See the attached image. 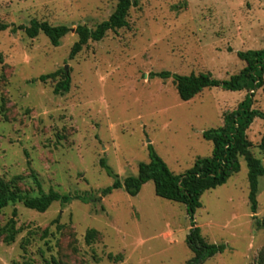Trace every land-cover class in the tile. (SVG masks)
<instances>
[{
	"label": "rangeland",
	"instance_id": "obj_1",
	"mask_svg": "<svg viewBox=\"0 0 264 264\" xmlns=\"http://www.w3.org/2000/svg\"><path fill=\"white\" fill-rule=\"evenodd\" d=\"M116 3L0 0V23L36 19L72 28L58 46L42 33L0 31V177L30 196L38 194L36 182L45 192L79 196L55 201L45 212L21 202L1 209L0 229L14 217L18 233L10 244L0 236V264H188L194 256L186 243L191 219L185 205L157 196L152 181L136 196L123 187L101 191L115 175L121 182L137 175L139 163L149 161L148 145L175 174L212 154L203 132L219 127L223 112L235 109L246 90L206 88L183 101L172 78L151 73L210 72L227 79L239 72L244 62L236 52L264 46V0H136L126 27L89 41L70 58L74 28H94ZM58 69L71 80L62 94L53 92L62 74L37 79ZM253 99L264 112V74ZM247 137L264 166V119L253 121ZM240 164L200 198L194 221L207 242L225 249L198 264H259L264 175L252 213L248 167L243 158ZM90 228L97 235L88 243Z\"/></svg>",
	"mask_w": 264,
	"mask_h": 264
},
{
	"label": "trees",
	"instance_id": "obj_2",
	"mask_svg": "<svg viewBox=\"0 0 264 264\" xmlns=\"http://www.w3.org/2000/svg\"><path fill=\"white\" fill-rule=\"evenodd\" d=\"M136 0H117L113 12L106 20L98 23L94 28L86 25H77L74 32L77 40L73 43L69 57L73 58L82 50L89 41H100L108 31H115L128 25V12ZM9 29L12 33L17 30L23 32L30 38L39 33L44 34L53 46H58L60 40L72 30L66 25H51L47 21L31 19L28 25L0 23V31ZM237 57L244 62L243 68L227 79H216L210 72L198 74L180 75L170 71L152 72L151 77L162 79L172 78L179 97L183 101H189L206 88L220 87L226 91L246 90L244 99L233 110H226L222 115V124L217 128H210L203 132V137L213 145L212 154L208 157H197L193 166L182 174L172 172L164 160L154 151L151 145L149 149V161L138 165V174L130 175L121 182L115 175L111 186L102 189L101 194L107 195L112 189L123 187L131 196H136L143 184L152 181L155 194L161 198L184 204L191 219L190 231L186 243L193 252V258L188 264H198L207 257L218 252H223L224 244H213L205 240L201 234L200 227L194 221L197 208L201 207V196L209 190L223 185L241 168L240 159L246 161L248 167V182L250 209L256 213L258 202L257 193L259 177L264 175V166L261 159L256 157L252 151V143L247 137V130L256 118L264 119V112L253 107L254 92L263 84L264 74V46L259 49H248L237 51ZM62 74V78L54 85L53 92L62 94L70 89V75L64 70H56L40 75L37 79L46 82L49 79ZM264 149V142L261 144ZM100 165L107 173L112 174L111 168L104 160ZM38 194L30 196L20 192L14 181H5L0 177V210L9 204L21 202L25 207L39 212H45L50 205L59 201L68 203L79 198L78 195L59 193L53 189L43 191L40 184L36 182ZM16 215L15 210L13 216ZM256 219V216H253ZM16 221L11 217L6 225L0 229V236L6 244L14 242L18 233ZM259 227H264V218L257 221ZM97 231L88 229L85 233L86 242L95 239ZM259 264L264 263V251L258 256ZM24 264H31L25 262Z\"/></svg>",
	"mask_w": 264,
	"mask_h": 264
}]
</instances>
